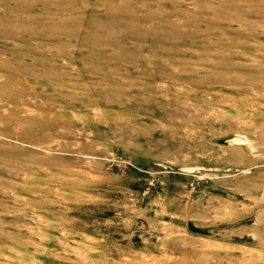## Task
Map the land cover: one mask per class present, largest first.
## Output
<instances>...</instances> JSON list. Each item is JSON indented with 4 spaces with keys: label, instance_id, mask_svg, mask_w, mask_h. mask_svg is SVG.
<instances>
[{
    "label": "rangeland",
    "instance_id": "1",
    "mask_svg": "<svg viewBox=\"0 0 264 264\" xmlns=\"http://www.w3.org/2000/svg\"><path fill=\"white\" fill-rule=\"evenodd\" d=\"M0 264H264V0H0Z\"/></svg>",
    "mask_w": 264,
    "mask_h": 264
},
{
    "label": "bare ground",
    "instance_id": "2",
    "mask_svg": "<svg viewBox=\"0 0 264 264\" xmlns=\"http://www.w3.org/2000/svg\"><path fill=\"white\" fill-rule=\"evenodd\" d=\"M2 80V79H1ZM59 104V103H58ZM217 114V113H216ZM256 257V256H255ZM247 262V261H246Z\"/></svg>",
    "mask_w": 264,
    "mask_h": 264
}]
</instances>
